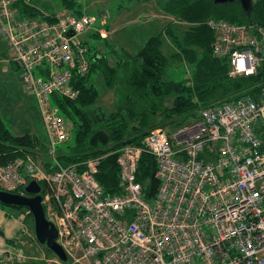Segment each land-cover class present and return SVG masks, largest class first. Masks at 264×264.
Here are the masks:
<instances>
[{
    "label": "built area",
    "instance_id": "obj_1",
    "mask_svg": "<svg viewBox=\"0 0 264 264\" xmlns=\"http://www.w3.org/2000/svg\"><path fill=\"white\" fill-rule=\"evenodd\" d=\"M17 2L0 0V30L40 110L49 165L33 155L0 164V185L25 194L32 179L44 183L46 213L67 254L54 261L264 264V23L207 20L213 53L228 59L233 76L261 74L253 85L258 93L213 102L175 130L157 128L141 144H125L117 150L122 191L106 194L97 179L106 155L70 164L60 159L70 124L52 97H77L73 77L91 66L88 34L106 36L111 13L24 16ZM144 153L157 161L152 200L137 179ZM28 258L17 245L0 251L2 264Z\"/></svg>",
    "mask_w": 264,
    "mask_h": 264
},
{
    "label": "trees",
    "instance_id": "obj_2",
    "mask_svg": "<svg viewBox=\"0 0 264 264\" xmlns=\"http://www.w3.org/2000/svg\"><path fill=\"white\" fill-rule=\"evenodd\" d=\"M61 2L66 8H78V13L82 12L78 0ZM16 7L24 16L45 17L39 9L24 0H18ZM163 9L175 19L170 20L158 33L151 34L135 54L113 47L107 41L108 35L102 36L99 31H94L91 34L93 37L106 40V52L101 51L97 44L91 45L89 42L90 69L84 74H76L72 81L78 91L77 97L72 99L54 95L62 113L72 121L75 129L74 142L59 147L60 159L70 164L106 155L101 160L97 174L106 194L122 191L119 148L130 143L141 144L146 135L157 128L171 127L167 130H175L196 118L197 110L203 106L213 102L229 103L246 95L255 97L259 91L253 85L261 78V74L233 76L230 74L228 59L213 53L215 34L207 20L215 18L239 23H264V0H254L250 14L243 9L239 0L229 3L167 0ZM50 17L47 16V19L52 20ZM176 18L184 26L178 24ZM106 28L110 29L109 22ZM164 37L171 40L175 47L170 56L164 49ZM112 56L116 58L113 63L110 58ZM173 58L190 65L184 79L167 78L170 60ZM93 74H97L96 77L102 76L108 88L119 85L121 80L125 82L122 92L117 96L120 100L114 110L96 107L102 92L93 80L96 78L92 77ZM46 152L47 136L44 139L31 130L14 133L0 117L1 165L24 159L28 155H33L42 165H49ZM156 170V158L150 153H144L138 165L137 179L149 200L156 196L159 186V180L155 177ZM41 185L43 187L44 183L41 182ZM1 189L4 188L0 186ZM30 215L33 218L32 213ZM31 264L41 263L34 261Z\"/></svg>",
    "mask_w": 264,
    "mask_h": 264
},
{
    "label": "rangeland",
    "instance_id": "obj_3",
    "mask_svg": "<svg viewBox=\"0 0 264 264\" xmlns=\"http://www.w3.org/2000/svg\"><path fill=\"white\" fill-rule=\"evenodd\" d=\"M24 1L29 5L35 6L45 15L54 16L67 10L78 13L76 10L78 8H66L61 0ZM166 1L167 0H78L79 6L82 9L81 13L92 12L96 14L98 10H103L105 7L108 8L111 13L112 27H116V31L111 29L109 34L107 32L109 37L107 41L113 47L125 49L132 54L137 53L145 44L151 33H153L151 31H155V29L158 28V23L154 22L157 20V16H160L157 14V12H159L157 11V4L162 5ZM164 15L168 16L170 20L175 19L172 15L165 12ZM175 21L181 24V26H184L178 19ZM99 25L98 22L97 26ZM177 29L179 31L178 27ZM88 37L91 45L97 44L101 48V51L106 52V48L104 47L106 44L105 39L93 37L90 34H88ZM164 40V49L170 56L171 53L175 51V47L171 40H166L165 37ZM110 58L112 63L115 62L116 58L114 56ZM169 66L167 78L173 79H184L188 75L190 69V65L187 62L175 58L170 60ZM96 75L97 74H93L92 77H96ZM123 76L124 75H122V78H124ZM101 77L98 76L93 79L102 92L96 107L101 106L108 111H112L116 108L117 102L120 100L117 96L122 92L125 82L121 80L119 85L108 88L104 85ZM52 101L56 103L54 96L52 97ZM0 117L5 122L6 126L14 133L21 134L26 130H31L35 131L42 138H46L45 127L34 95L26 87L18 64L9 59L8 44L3 38L1 30ZM67 121L70 124L68 128L69 134L68 138L61 144L63 147L72 144L75 140L74 124L72 125L69 119H67ZM166 129L170 130L172 128L167 127ZM40 165L42 166L41 163ZM2 187L4 188V186ZM30 213L31 211L26 207L17 208L4 205L0 202V247H7L10 245V249L13 248L16 246V239L19 237V245L17 247L27 256L29 254L30 256L34 255L35 257H39L36 259L38 261H36L29 256L25 261L26 264H31L34 261L41 264H58L54 261L56 258L55 254L49 252V250L36 239L34 219ZM6 238H12L9 239L11 240L9 244Z\"/></svg>",
    "mask_w": 264,
    "mask_h": 264
},
{
    "label": "water",
    "instance_id": "obj_4",
    "mask_svg": "<svg viewBox=\"0 0 264 264\" xmlns=\"http://www.w3.org/2000/svg\"><path fill=\"white\" fill-rule=\"evenodd\" d=\"M215 3H229L235 0H213ZM243 9L250 14L254 0H239ZM26 193H18L5 189L0 190V202L9 206H21L28 208L34 219L36 239L47 247L52 253L67 260V254L58 242V229L55 223L48 218L46 207L43 203L42 185L36 179H32L25 188Z\"/></svg>",
    "mask_w": 264,
    "mask_h": 264
},
{
    "label": "crops",
    "instance_id": "obj_5",
    "mask_svg": "<svg viewBox=\"0 0 264 264\" xmlns=\"http://www.w3.org/2000/svg\"><path fill=\"white\" fill-rule=\"evenodd\" d=\"M145 3H147V2H145ZM157 6H158V10L157 11H159V12H157V14L158 15H160V16H157L158 18H157V20H153L154 22H156V23H158V28L157 29H155V31H151V32H153V33H157V32H159L160 30H162L163 28H164V26L170 21V19H168V16H165L164 15V9H163V4L162 5H158L157 4ZM160 6H161V8H160ZM106 8V7H105ZM109 30H108V28H107V30H108V34H109V32L111 31V29H113L114 31H116V27H112V22H111V19L109 20ZM157 30V31H156ZM153 33H151V34H153ZM7 43V42H6ZM17 238V237H16ZM7 239H12V238H6V240ZM4 241H5V239H4ZM7 243L9 244V240H7ZM15 245H19V243H16ZM6 250V249H10V245L9 246H7V247H0V250ZM28 256H30L29 254H28ZM30 257H32L33 258V260H36V259H38L39 257H35L34 255H32V256H30ZM36 261H38V260H36Z\"/></svg>",
    "mask_w": 264,
    "mask_h": 264
}]
</instances>
